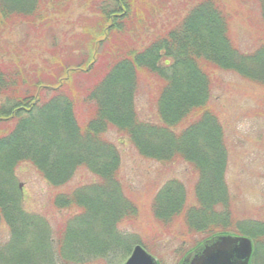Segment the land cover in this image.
<instances>
[{
  "label": "trees",
  "instance_id": "obj_1",
  "mask_svg": "<svg viewBox=\"0 0 264 264\" xmlns=\"http://www.w3.org/2000/svg\"><path fill=\"white\" fill-rule=\"evenodd\" d=\"M250 1L261 10L264 35V0ZM43 2L0 0V32L26 16L34 15L40 6L43 7ZM227 2L199 0L188 16L151 44L137 46L122 42L125 44L117 47V55L102 78L88 89H75L79 93H72L71 98L67 92L72 89L65 92L62 82L52 86L51 81L41 82L23 69L9 71L0 60V97L7 98L0 105L1 216L14 226L27 225L20 191L13 178L21 158V161L32 162L55 186L67 184L79 168H86L101 182L79 189L70 198L61 200V205L77 206L88 218L87 221L78 220L79 231L67 226L59 243L60 249L69 248L66 253L69 258H73L74 249L83 246L84 250L89 240L88 230H94V225L88 221L93 224L98 220L109 239L104 240L103 245L102 241L98 242L101 253L120 249V245L130 250L123 243V234L117 232V227L129 221L137 213V207L127 198L119 180L120 152L104 138L106 132L115 129L128 136L145 158L191 164L201 177L197 197L209 214L207 224L214 221L215 208L227 200L224 182L227 148L224 129L209 107L213 87L211 73L214 70L234 72L264 87V42L251 53L243 52L235 45L230 34L231 15ZM135 4L136 0L104 1L98 21V27H103V36L97 39L95 32L88 33L89 43L99 58L102 55L98 50L109 41L107 37L111 33H123L126 23L130 24ZM86 59L87 56L82 55L72 59L69 67L62 66L66 76L70 73L69 84L78 73H92L95 62ZM143 75L156 77L161 83L156 100L160 124L147 123L139 117L136 98ZM82 93L91 107L90 119L85 125L78 122L73 102V98ZM49 95L51 99L46 100ZM185 202L183 186L169 183L155 199V215L165 224L185 219L191 229L201 231L191 216L193 212L186 213ZM215 228L213 224L208 229ZM254 229V240H264V229ZM17 232V241L24 243L27 236L22 237V233ZM258 246L257 252L262 245ZM261 255L263 257L264 252Z\"/></svg>",
  "mask_w": 264,
  "mask_h": 264
},
{
  "label": "rangeland",
  "instance_id": "obj_2",
  "mask_svg": "<svg viewBox=\"0 0 264 264\" xmlns=\"http://www.w3.org/2000/svg\"><path fill=\"white\" fill-rule=\"evenodd\" d=\"M104 1L44 0L45 4L34 15L10 24L0 32V60L9 71L23 69L41 82L51 81L52 86L62 82L65 92L72 89L67 92L71 98L72 93H79L75 89H88L102 78L109 63H113L120 44H151L156 37L176 27L199 3V0H136L132 21L130 24L125 22L123 33H111L107 37L109 41L98 50L102 55L99 58L89 43L88 33L95 32L97 39L102 38L103 27H98V21ZM227 6L231 15L230 34L235 45L246 53L256 51L264 42L259 6L250 0H228ZM82 55L87 56L86 61L95 62L94 70L90 75H86V71L76 74L69 84L70 73L66 76L62 66L69 67L72 59ZM211 79L209 107L224 129L227 148L224 169L227 200L215 208L214 221L207 224L209 214L197 197L201 177L191 164L145 158L128 136L111 129L104 138L120 152L119 180L125 195L137 207V213L117 227V232L123 234V243L130 250L120 245V249L101 253L98 242L102 241L103 245V241L109 239L97 220L93 224L88 221L94 225V230H88L90 235L85 249L80 246L82 248L74 249L73 258L66 256L69 248L65 246L61 250L59 246L63 232L67 226L79 231L78 220L87 221L88 216L79 207H65L60 202L101 180L86 168H79L67 184L55 186L32 162L21 161V158L13 178L20 191L27 225L14 226L0 212V264H126L137 245L143 246L160 264H184L189 255L194 256L207 241L219 236H245L254 240V228L264 229V87L237 73L222 70H214ZM160 84L156 77L141 76L136 107L144 122H162L156 105ZM73 99L78 122L85 125L90 119L88 99L83 93ZM5 101L6 97H0V105ZM173 182L185 189V211L189 215L193 212L191 216L201 231L191 229L185 219L165 224L156 217L155 199ZM213 224L217 228L210 231L208 228ZM17 230L22 237L27 236L24 243L17 241ZM255 243L262 246L255 254L253 264H264L261 255L264 240Z\"/></svg>",
  "mask_w": 264,
  "mask_h": 264
},
{
  "label": "water",
  "instance_id": "obj_3",
  "mask_svg": "<svg viewBox=\"0 0 264 264\" xmlns=\"http://www.w3.org/2000/svg\"><path fill=\"white\" fill-rule=\"evenodd\" d=\"M253 242L247 237L222 236L201 255L184 264H250ZM126 264H159L141 245L135 247Z\"/></svg>",
  "mask_w": 264,
  "mask_h": 264
},
{
  "label": "flooded vegetation",
  "instance_id": "obj_4",
  "mask_svg": "<svg viewBox=\"0 0 264 264\" xmlns=\"http://www.w3.org/2000/svg\"><path fill=\"white\" fill-rule=\"evenodd\" d=\"M208 245H212L213 243H207ZM207 246V245H206ZM257 253V246L254 244V254ZM254 261L251 262L253 264Z\"/></svg>",
  "mask_w": 264,
  "mask_h": 264
}]
</instances>
